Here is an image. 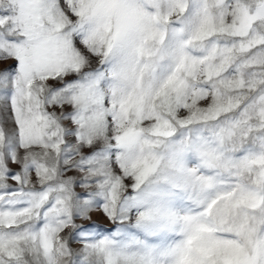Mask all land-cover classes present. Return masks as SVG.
<instances>
[{"label": "snow or ice", "instance_id": "snow-or-ice-1", "mask_svg": "<svg viewBox=\"0 0 264 264\" xmlns=\"http://www.w3.org/2000/svg\"><path fill=\"white\" fill-rule=\"evenodd\" d=\"M0 264H264V0H0Z\"/></svg>", "mask_w": 264, "mask_h": 264}, {"label": "rangeland", "instance_id": "rangeland-1", "mask_svg": "<svg viewBox=\"0 0 264 264\" xmlns=\"http://www.w3.org/2000/svg\"><path fill=\"white\" fill-rule=\"evenodd\" d=\"M96 218L98 219V221H99L100 223L105 224V225L107 226V220H106V218H105L102 214H100V215L97 216Z\"/></svg>", "mask_w": 264, "mask_h": 264}]
</instances>
